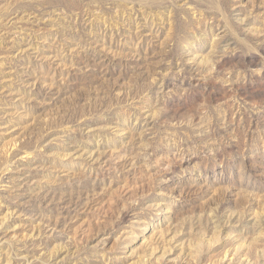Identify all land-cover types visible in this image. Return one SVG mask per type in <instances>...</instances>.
<instances>
[{"label": "rangeland", "instance_id": "1", "mask_svg": "<svg viewBox=\"0 0 264 264\" xmlns=\"http://www.w3.org/2000/svg\"><path fill=\"white\" fill-rule=\"evenodd\" d=\"M0 264H264V0H0Z\"/></svg>", "mask_w": 264, "mask_h": 264}, {"label": "bare ground", "instance_id": "2", "mask_svg": "<svg viewBox=\"0 0 264 264\" xmlns=\"http://www.w3.org/2000/svg\"><path fill=\"white\" fill-rule=\"evenodd\" d=\"M4 233V232H3ZM3 237H4V235H3Z\"/></svg>", "mask_w": 264, "mask_h": 264}]
</instances>
